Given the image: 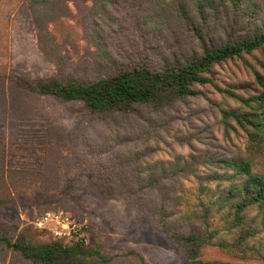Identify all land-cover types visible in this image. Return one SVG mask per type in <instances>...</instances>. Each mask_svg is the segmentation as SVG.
<instances>
[{
    "label": "rangeland",
    "instance_id": "rangeland-1",
    "mask_svg": "<svg viewBox=\"0 0 264 264\" xmlns=\"http://www.w3.org/2000/svg\"><path fill=\"white\" fill-rule=\"evenodd\" d=\"M254 1L264 6V0ZM194 6V0H174L163 10L151 0H113L106 7L51 0L32 9L28 0H0V224L27 231L37 244L100 249L115 257L111 264H264L259 208L246 215L243 229L250 235L240 254L208 246L191 262L162 229L165 222L181 234L204 230V223H183L177 214L221 209L215 203L229 185L222 177L239 181L220 165L248 152L246 133L221 113L240 108L233 99L209 84L196 87L200 96L160 110L103 114L27 90L53 77L88 83L123 67L159 70L174 59L200 56L194 39L202 21H190ZM253 8L247 5V11ZM210 24L216 41L227 39L219 21ZM246 60L264 74L263 54ZM209 77L221 89L255 88L252 70L239 59L214 66ZM256 160L264 171V147ZM116 186L133 193L130 201L111 190ZM54 212L76 219L83 237L58 238L53 226L34 224ZM209 223L224 225L220 213ZM229 236L230 243L243 238L240 231ZM0 264L35 263L0 243Z\"/></svg>",
    "mask_w": 264,
    "mask_h": 264
},
{
    "label": "trees",
    "instance_id": "trees-1",
    "mask_svg": "<svg viewBox=\"0 0 264 264\" xmlns=\"http://www.w3.org/2000/svg\"><path fill=\"white\" fill-rule=\"evenodd\" d=\"M190 9L194 16L190 21H202L197 25V41L201 55L193 58L182 57L172 63L154 70L144 65L120 68L108 77L84 83L75 79L53 77L38 81L27 87L30 93L38 96L56 98L62 102H81L96 113H132L136 107H148L160 110L189 97L202 94L197 86L212 85L233 99L240 108L221 110L226 119L246 133L248 152L245 157L220 161L221 169L234 171L239 181L235 183L228 176L222 177L223 183H229L223 190L225 195L215 204L221 209L205 208L201 215L193 212L190 216L182 210L178 221L194 223L200 221L206 225L201 231L181 234L172 226L162 223L163 231L179 242L184 254L191 262L200 259L205 247L218 246L227 252H246L242 248L250 232L244 230L246 215L253 208L264 211V171L257 169V158L264 147V74L254 69L246 60L256 53L264 55V6L254 0H194ZM51 0H28L32 9L46 7ZM94 4L108 6L113 0H93ZM160 10L169 9L174 0H158L152 3ZM254 8L247 11V5ZM162 6V7H161ZM185 11L189 8H184ZM141 10V9H140ZM183 12L186 14V12ZM160 14H165L164 11ZM210 21H219L217 26L226 40L212 36ZM212 31V32H211ZM233 33V34H232ZM238 33V34H237ZM239 59L252 70L255 88H245L243 93L221 89L209 77L214 66ZM233 175V178L236 177ZM154 184V183H153ZM151 187L145 186V188ZM125 198L133 193L125 186L110 187ZM143 190L144 186H139ZM175 199L182 204V197ZM221 214L224 225L212 227L209 220L213 214ZM240 231V238L230 243L224 235H233ZM229 236V237H230ZM0 243L19 253L25 260L35 264H111L115 257L107 256L100 249H88L82 244L64 245L62 241L37 244L31 241L27 231L17 233L0 224ZM240 254V253H239Z\"/></svg>",
    "mask_w": 264,
    "mask_h": 264
},
{
    "label": "built area",
    "instance_id": "built-area-1",
    "mask_svg": "<svg viewBox=\"0 0 264 264\" xmlns=\"http://www.w3.org/2000/svg\"><path fill=\"white\" fill-rule=\"evenodd\" d=\"M34 224L40 229L53 226L55 228L54 234L58 238L78 240L83 237L82 228L76 219L64 212L47 213L38 218Z\"/></svg>",
    "mask_w": 264,
    "mask_h": 264
}]
</instances>
